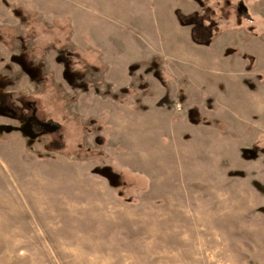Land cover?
Masks as SVG:
<instances>
[{
	"label": "rangeland",
	"instance_id": "374dc122",
	"mask_svg": "<svg viewBox=\"0 0 264 264\" xmlns=\"http://www.w3.org/2000/svg\"><path fill=\"white\" fill-rule=\"evenodd\" d=\"M8 109L0 264H264V0H0Z\"/></svg>",
	"mask_w": 264,
	"mask_h": 264
},
{
	"label": "flooded vegetation",
	"instance_id": "af4514ba",
	"mask_svg": "<svg viewBox=\"0 0 264 264\" xmlns=\"http://www.w3.org/2000/svg\"><path fill=\"white\" fill-rule=\"evenodd\" d=\"M239 5L242 7L241 4ZM243 9L245 8L243 7ZM239 12H240V9H239ZM240 15L242 16L241 13ZM0 113L3 114V116L17 119V117L9 115L10 114L9 109L5 110L4 113L2 112V110H0ZM46 123L47 122H41L40 120H37V118H35L34 115L31 114L26 118V121L24 122V124H22L23 126L20 128H17V130L21 134L23 133L27 137V139L30 138V139L36 140L37 137H41L46 132H54V131H57L58 128H60L59 125H55V126L49 125L48 126V124Z\"/></svg>",
	"mask_w": 264,
	"mask_h": 264
},
{
	"label": "trees",
	"instance_id": "16d2710c",
	"mask_svg": "<svg viewBox=\"0 0 264 264\" xmlns=\"http://www.w3.org/2000/svg\"><path fill=\"white\" fill-rule=\"evenodd\" d=\"M244 6H242V8H243ZM239 13H241L242 15H246V16H248L249 14H248V12H247V10L246 9H241L240 8V12ZM253 21V20H252Z\"/></svg>",
	"mask_w": 264,
	"mask_h": 264
}]
</instances>
